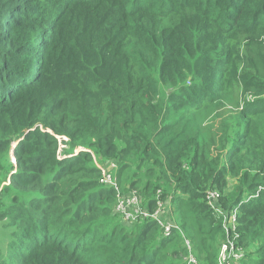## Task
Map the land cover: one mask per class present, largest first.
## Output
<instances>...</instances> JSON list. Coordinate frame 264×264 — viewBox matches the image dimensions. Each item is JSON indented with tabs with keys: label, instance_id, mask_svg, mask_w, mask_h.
Segmentation results:
<instances>
[{
	"label": "trees",
	"instance_id": "trees-1",
	"mask_svg": "<svg viewBox=\"0 0 264 264\" xmlns=\"http://www.w3.org/2000/svg\"><path fill=\"white\" fill-rule=\"evenodd\" d=\"M212 108H231L213 154L194 142L188 153L193 117ZM113 159L118 185L152 163L163 185L132 177L145 178L150 212L165 187L182 234L116 223L97 165ZM4 169L14 205L0 216V264H217L230 225L209 191L238 214L236 246L254 251L240 264H264V0H0Z\"/></svg>",
	"mask_w": 264,
	"mask_h": 264
},
{
	"label": "rangeland",
	"instance_id": "rangeland-1",
	"mask_svg": "<svg viewBox=\"0 0 264 264\" xmlns=\"http://www.w3.org/2000/svg\"><path fill=\"white\" fill-rule=\"evenodd\" d=\"M226 107H230V104H228V106ZM231 108H226L225 110H223V108H221L220 110L218 108H212L209 111L202 113V114H197L193 117V120L190 124V132H189V139L191 141V143L189 145H187V152L190 153L189 148L192 146L193 142L197 143L198 149L204 150L205 151V155H212L213 154V150L211 149L209 143L211 141L212 136L216 133V131L218 130V128L220 127L219 122H218V118L220 115H222L223 113H226L228 111H230ZM224 111V112H223ZM80 150H78L77 152H79ZM13 152L14 149H11L9 153H7V158L9 160H11L12 162H14V158H13ZM131 153L129 152L128 155H130ZM129 156V160H130ZM4 161H5V167H7V163L8 160L5 159V155H3L1 157ZM116 161H113L111 163L110 166L105 165L103 163L102 160H98L97 165L101 167V165H104V169L107 172H114V174H112V179L113 181H116V166L118 168V160L117 159H113ZM152 166L151 162L146 163L145 166L141 167V168H136L135 166L131 167L130 169L126 170L122 175L123 177L120 179L121 185H119L121 187L120 192L121 193H128V192H132V193H139L140 198L143 201V198L140 194V191L144 188L145 185V178H143V180L141 182H139L140 180L137 179V176L132 177V175H134L135 172H139L140 175L144 176L145 174L150 176V171H148L150 169V167ZM7 169V168H5ZM5 169H4V173H0V216L1 213L6 212V210L10 207H12L14 205V199L11 194L6 193L5 192V188L10 187V175L6 180V173H5ZM120 171V168H119ZM118 171V172H119ZM151 180L155 183H159L161 185L164 184V180H157L154 181L155 179H153L154 177L150 176ZM136 183H139L137 187L131 188L130 187V182L131 180H133ZM238 185V181L233 180L230 182V186L228 187V192L227 195L228 197H232L235 194H232L235 190L236 187ZM160 193H166L165 191V187H159L158 188ZM122 190H124V192H122ZM163 194V195H164ZM259 194V193H258ZM171 195V194H170ZM169 195V197H171ZM13 200V202H12ZM169 199H167L166 201H168ZM165 201V204H166ZM115 203V201H114ZM114 203H113V208H114ZM113 208H112V212H113ZM115 211V210H114ZM113 216L116 217V223L121 224L122 226H124L127 231H132L135 228V225H137L138 223H124L119 217L114 215L113 212ZM138 225H142V224H138ZM191 233H194V230L191 229L190 230ZM1 232H0V247H3V243H4V239L1 236ZM240 237L241 233H239ZM255 236H259V232L255 233ZM238 238V237H236ZM240 239V238H239ZM244 243H248L250 240L249 238H246L244 236L243 239ZM226 243H230L233 245L234 250H228L226 253H223V249ZM5 246V245H4ZM219 256H218V262L217 264H240V262L242 260L249 262L252 260V253L254 251H247V247H242V241H241V245H240V240H238V245L236 246V243L233 241L232 239V235H228L227 239L223 240L222 243L220 242L219 244ZM245 248V250H244ZM236 250L242 251L243 252L240 254L238 253ZM240 259H236L237 256H240ZM256 257V256H255ZM243 258V259H242ZM242 259V260H241ZM186 257H184V259L182 258V262H180V264H184L186 263ZM184 262V263H183ZM196 264H200V262L198 261V259L196 258Z\"/></svg>",
	"mask_w": 264,
	"mask_h": 264
},
{
	"label": "built area",
	"instance_id": "built-area-1",
	"mask_svg": "<svg viewBox=\"0 0 264 264\" xmlns=\"http://www.w3.org/2000/svg\"><path fill=\"white\" fill-rule=\"evenodd\" d=\"M103 183L106 185H110L115 189L117 192L114 210L115 213L122 218L124 222L127 223H142L149 220H155L158 222L160 227L163 230V233L166 237H170L175 232H179L182 234L180 228L174 224V222L168 216V210L165 206L164 202L157 198V207L153 212L148 211L144 205L143 201L140 198L139 193H121L120 187L118 186L116 181H113L111 172H107L103 170ZM220 193L218 191H209L206 193L205 199L208 206L224 217L225 223L228 222L230 227L226 226L227 235H230V231L236 230V222L238 219L237 212H234L231 216L226 217L225 214L221 211L218 207V201L220 199ZM185 244L187 245L188 249H191L190 242L184 237ZM234 250L233 245L230 243H226L223 249V253H226L228 250ZM238 253H242L239 250H236ZM240 256H237L236 259H240ZM187 264H196V258L189 254L187 258Z\"/></svg>",
	"mask_w": 264,
	"mask_h": 264
},
{
	"label": "clouds",
	"instance_id": "clouds-1",
	"mask_svg": "<svg viewBox=\"0 0 264 264\" xmlns=\"http://www.w3.org/2000/svg\"><path fill=\"white\" fill-rule=\"evenodd\" d=\"M119 186V185H118ZM120 187V186H119ZM120 189H121V187H120ZM123 192V191H122ZM117 193V192H116ZM117 195V194H116ZM161 196H162V193L160 194V191H158V194H157V198L158 197H160V199H161ZM204 196H206V194L204 195ZM115 199H116V197H115ZM168 201H166V204H165V202H164V204H165V206L167 207V210H168V216L170 217V219L174 222V224L175 225H177L178 226V224L176 223V221L172 218V216L170 215V208H171V202H172V196L171 197H168ZM162 200V199H161ZM206 200V199H205ZM207 203V202H206ZM115 204V203H114ZM143 205H144V207L147 209V207H146V205H145V203L143 202ZM155 205H156V207H157V199H156V202H155ZM208 205V204H207ZM156 209V208H155ZM154 209V210H155ZM119 218L122 220V218L119 216ZM123 221V220H122ZM149 221H151V220H149ZM149 221H146V222H149ZM155 221V220H154ZM124 222V221H123ZM146 222H142V223H138V222H135V223H138V224H144V223H146ZM157 222V221H156ZM124 223H127V222H124ZM158 223V222H157ZM158 226H159V228H160V230H161V234H162V236H163V238H170V237H166L165 235H164V233H163V230H162V228L160 227V225L158 224ZM179 227V226H178ZM180 228V227H179ZM181 230V229H180ZM182 231V230H181ZM174 234V233H173ZM241 252H243V251H241ZM194 256V255H193ZM195 257V256H194ZM188 258V257H187ZM186 258V259H187ZM196 258V257H195ZM186 264H187V260H186Z\"/></svg>",
	"mask_w": 264,
	"mask_h": 264
}]
</instances>
